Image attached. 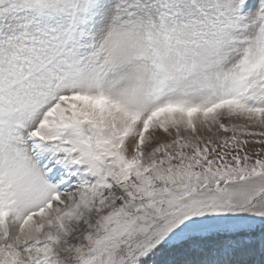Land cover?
<instances>
[{"label": "snow or ice", "instance_id": "obj_1", "mask_svg": "<svg viewBox=\"0 0 264 264\" xmlns=\"http://www.w3.org/2000/svg\"><path fill=\"white\" fill-rule=\"evenodd\" d=\"M0 264H264V0H0Z\"/></svg>", "mask_w": 264, "mask_h": 264}]
</instances>
